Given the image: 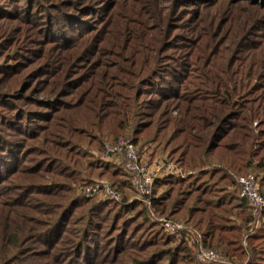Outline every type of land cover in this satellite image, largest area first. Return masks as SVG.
<instances>
[{"label": "rangeland", "instance_id": "374dc122", "mask_svg": "<svg viewBox=\"0 0 264 264\" xmlns=\"http://www.w3.org/2000/svg\"><path fill=\"white\" fill-rule=\"evenodd\" d=\"M60 1L61 4H67L64 8L69 11H75L73 7H81L87 3L91 5L89 16L93 17V19L91 18L92 20L88 22V27H85L86 33L93 30L95 24L103 16L107 18L97 26L100 34L93 41V46L97 48L92 54L94 57L84 61L81 67L72 66L73 72L70 74L71 77L87 75L83 83L78 89H76L77 86H75L74 82L65 84V92L62 96L63 98L65 97L62 100L64 107L57 113L58 109L49 108L48 105L45 106L43 110L44 116L35 119L32 124H28L27 128L24 129L23 136H21L22 139L26 137L30 138L31 136L40 138L27 144L31 147L29 150L28 148L23 149V144L21 145L19 142L23 150L20 153L18 150L13 151V158L4 162L1 168L4 175L0 179V264H56V262H63L60 261V256L57 258V261H51L50 259H32V254H29L31 250L42 254L51 252V250H44V247L51 243H57L63 232V229H55L45 235L44 239L38 238L37 241L32 242L34 233L37 230L44 229L49 224L54 217V213L57 211L56 209L60 206L58 204L49 207L39 202L41 197L44 196L43 194L56 191V188L53 186L54 184H61L58 186V191L64 194L65 199L66 197H69L68 199L71 197L72 199H82L81 197L84 196L94 202H102L109 207L105 218L90 233V239H85L84 247L80 249L79 255L77 257L71 256L66 261L76 259L77 261L73 264H119V261H125L122 259L124 257H121L122 251H142L146 247L158 245L157 254L159 256L157 261H161L160 264H162L164 258L160 255V252L182 242L187 245L196 262L207 264H230L231 262V264H238L242 261V258L240 260L238 258L231 260L230 257L228 258L223 253L205 248L201 233L189 225L185 221V218L179 216L176 217V220L168 217V214L157 215L151 208V195L144 197L132 183V177L125 169L122 155L118 152L107 154L106 149L102 150V146L92 135H95V128L97 127L99 129L102 128V133L104 132V134L110 133L112 129L110 118L114 114L119 113L120 105L126 104L129 96H133L137 83L144 76L148 66L153 63L152 57L155 52H158V57L162 63L167 62L172 56L178 54V52H174L172 42L169 41L172 33L179 35V39L176 41L179 42L183 39V36L199 32V38L191 44L192 48L188 47L181 52L182 54L186 53L183 56L185 59H178L177 66L175 67H180V70L172 71V74L177 75L179 79L181 77L179 85H183L186 82L188 85L187 90L184 89L186 92L190 91L192 92L191 94H195L197 90L204 89L208 94L207 98H203L204 104L220 103L223 105L224 110H229L232 107L234 110L230 109L233 112L231 113L232 115H237L245 109H251L256 112V115L261 116L263 114L264 116V40H255L256 37L264 36V0H248L249 3L261 5L257 9L244 4L241 6L231 4L237 0H194L197 2L191 4L179 3L181 14L173 21L171 30L168 27L167 19L164 17L170 5V1L168 0H39L36 7L52 3L51 7L54 9ZM0 6L5 7L2 3H0ZM85 10H88V7ZM221 13L222 15L219 17ZM246 17H249V19H246ZM244 18L245 21H243ZM256 18H260V20L256 22V25L248 34L249 36H255L249 40H240V44H235L237 40L246 37L245 28H248L251 25V21L253 22ZM218 19H221L219 24ZM164 21V28L166 30L163 31L161 36L160 27ZM25 23L24 21H21V23L16 22L14 24L17 27L16 35L10 39L6 38L8 46L19 47V50L22 51V54L16 58H19L23 63L27 61L31 63L33 61L32 67H37L41 64L42 56L37 57V55L39 51L43 50L45 44H49L48 46L51 48L50 56L54 60L57 59L58 55L55 53L58 50L63 54L68 47L65 41H60L59 43L61 44L53 46L54 43H58L57 40L48 41L47 39L51 38L44 36V30L42 29L38 32V30L33 28V25L26 30ZM124 25L129 27V38L125 42L122 41L119 33V29ZM40 27L43 28L42 26ZM21 31L27 36L29 33H32L29 36L32 37L31 40L26 43L29 37L20 38ZM158 37H161V41L157 40ZM238 37L239 39H237ZM2 38L0 36V40ZM134 41L138 43L137 49L132 46ZM186 42L189 41L187 40ZM142 44L144 48H142ZM26 47L34 49L36 53L34 55L29 54L28 50H24ZM139 48L140 50H138ZM69 59L71 61V58ZM154 59L156 61V58ZM6 61L8 60L4 62L0 59V73L12 70L10 69V64L6 65L10 62ZM185 61L188 64H185ZM66 65L61 64L58 73L61 70L63 73H66L65 71L68 69ZM175 68L172 67V69ZM117 73V81H120L122 85L117 84L114 78L111 77ZM62 81L60 87H63L65 80ZM105 83L106 86H104ZM10 84L11 82L2 83L0 85L1 89L8 90ZM119 86H122V88ZM224 86L227 87V92L233 93L232 100L233 102L235 101L234 104H231L229 100L224 99L222 94H220L225 93ZM35 87L39 88L37 90L39 92L41 86L37 85ZM60 87L56 86L55 89L59 90ZM196 87L200 89H195ZM44 89L47 88L42 85V96L39 94V100H51L49 104H52L54 97L48 96L50 91H48L49 93H45L43 92ZM139 92L140 90L137 92V100L140 102L143 98L142 106L146 108L147 105H145L146 101L144 99H147L151 92L145 98ZM215 95L222 98L218 100V97H214ZM79 97L80 99H78ZM196 97L198 96L192 98ZM101 103L102 106L99 108L100 114L97 117L101 118L102 123H97L93 120V115L97 113L96 107ZM190 104L191 100L182 101L179 104L170 106L162 104L156 109L151 119L156 120V124L165 123V127L177 129L179 135L182 131L191 133L195 129L196 124L192 118L193 108ZM15 105L18 108L22 106L20 102ZM24 105H27L25 106L26 111L37 109L30 105V102H24ZM73 105H78L77 110L72 109ZM217 105L219 106V104ZM4 106L0 105V134L3 131H7L8 115L12 111V109L6 110ZM73 117H77V119ZM229 123L232 122L229 121ZM160 124L159 126H155L154 130L157 129L165 134L166 130L161 129ZM261 125L262 122L259 120L252 124L254 134L259 131ZM66 130H69L71 133L73 132L71 137H63L66 136L63 134ZM60 132L62 134H58ZM122 132H119L120 138L121 135H125L126 139H130L125 130ZM51 135H55V138H51ZM61 135L62 140L59 141V137L57 136L61 138ZM124 137H122V140H126ZM36 143H40V145L35 146ZM42 149L47 150L51 157H44V155H41V152H39L40 158L36 157L37 151H42ZM137 151L141 160L140 166L144 167L145 171L151 173L155 180L168 177L185 179L184 177L188 175L187 172L181 171L166 154H161L152 144H146L144 149H137ZM69 155H73L75 158L79 157L84 164V160H86L99 170L103 168L104 171H108L107 173L119 176V179H122V181H126L125 178L128 179V177H124V174L128 175L132 190L119 191L112 188L111 180L107 177L98 176V174L84 173L82 176L84 177L83 182L87 181L88 183H81L77 179L76 174L70 175L65 172V169L69 168L67 166L71 165ZM34 161L36 163H33ZM56 161L60 162L56 163ZM34 167H37L39 172L32 171ZM15 169L16 171L12 172ZM56 170H59L61 175L57 176ZM12 175L14 176L13 178H11ZM233 175L237 181L242 178L252 177L259 191L253 174L241 177L232 173ZM9 178H11L9 180L10 184H7ZM94 182L110 185L119 196L113 198L104 194H88L84 185H92ZM35 187H42L41 189L47 191L42 192ZM240 193L241 188L239 187V197H241ZM54 194L51 196L55 197L53 196ZM23 196L27 197L24 206L3 203L6 198L14 201ZM134 202H142L146 206L145 210H147L149 218L147 219L149 226L140 237L135 229V224L133 225V222L127 219H122V221L125 220L123 222L125 226L124 230H121V227L115 232L114 228L120 216L126 215V212L122 211L121 203H124L123 205H133L135 204ZM247 205L245 210L250 215L251 221L249 220L250 222H247V225L245 224L241 230L240 246L242 248L245 247L248 241V235L255 233L264 222L261 212L255 214L250 203ZM114 212L119 214L114 218L110 226ZM132 217L137 218L138 216L132 214ZM163 219L185 225L187 232L181 233L180 231L167 230L162 225ZM238 223L240 221L236 220V224ZM151 229L153 230L150 231ZM154 232L155 235H152ZM15 235L22 239L21 251L19 253L17 250L20 246H17L16 250H13L15 245L11 239L14 240ZM162 238H171L173 244L162 247L161 245H165V243L160 244ZM145 242H148L147 246L142 247ZM43 251L45 252L43 253ZM206 251L214 252L215 257L210 260L205 259L203 253ZM256 252L255 256L262 258H260L261 261L253 262L255 264H264V249L259 248ZM13 253H15V258H23L12 259ZM90 257H93L92 261H87L86 258ZM193 264L196 263L194 262Z\"/></svg>", "mask_w": 264, "mask_h": 264}, {"label": "trees", "instance_id": "16d2710c", "mask_svg": "<svg viewBox=\"0 0 264 264\" xmlns=\"http://www.w3.org/2000/svg\"><path fill=\"white\" fill-rule=\"evenodd\" d=\"M168 1H170L168 15L166 14L164 17L167 19L168 27L171 30L173 21L181 14L179 3L191 4L197 1ZM38 2L39 0H0V3L5 5L4 8L0 6V36L3 37L0 40V53L2 52L0 59L4 62L8 60L6 62L10 63L6 65L10 64V69H12L10 72L0 73V85L4 82H11L8 90H3L0 86V105H5L6 110L12 109L8 115L9 119L6 124L7 131H3L0 134V179L4 175L1 168L4 162L13 158L12 152L18 150L20 153L24 148H28L29 150L31 147L27 144L40 138L31 136L30 138L26 137L22 139L21 136H23L24 129L27 128L26 126L32 124L35 119L44 116L43 110L45 106L48 105L49 108L53 107L54 109H58L57 113L64 107L62 100L65 97L63 98L62 96L65 92L66 83L74 82L75 86H77L76 89L83 83L87 75L71 77L70 74L73 72L72 66L81 67L84 61L94 57L92 54L97 48L93 46V41L100 34L97 26L107 18L103 16L95 24L93 30L86 33L87 30L84 29L88 27V22L93 19V17L89 16V9L91 7L89 3L81 7H73L75 11H69L64 8L67 4H61V1L56 4L54 9L51 7L52 3L46 6L36 7ZM231 4L235 6L244 4L253 9L261 7L258 3H249L248 0H237ZM86 7H88V10H85ZM221 15L222 13L219 14V17ZM260 18H256L253 22L250 20L251 25L245 28V30L243 29L246 32V37L241 39L238 37L237 39L239 40L235 44H240V40H249L255 36H249L248 34ZM246 19H249V17H246ZM21 21L26 22V30L32 27V25L38 32L43 29L44 36L51 38L47 39L48 41L57 40L58 43H54L53 46H58L61 44L59 43L60 41H65L68 47L63 54L58 50L55 53L58 55L56 57L57 59L54 60L50 56L51 48L48 46L49 44H45L43 50L41 52L39 51L37 55V57L42 56L41 64L37 67H32L33 61L31 63L30 61L23 63L19 58H16L22 54L19 47L14 48L12 45H9V47L6 43V38L10 39L16 35L17 27L14 24L16 22L21 23ZM165 21L160 27L161 36L163 31L166 30L164 28ZM220 21L221 19H218V24ZM243 21H245V18ZM128 28L127 25H124L119 29L123 42L129 38ZM30 34L32 33H29L27 36L21 31L20 38L24 39L29 37ZM178 36L172 33L171 39L169 40L172 42L174 52H178V54L172 56L167 62L162 63L158 57V52H155L152 57L153 63L148 66L144 76L137 83L133 96H129L126 104L120 105L119 113L114 114L110 118V125L112 127L110 133L104 134V132L102 133V128L99 129L97 127L95 128V135H92V137L102 146L101 149L105 150L107 145L111 146L121 141L125 135H121L120 138L119 132L125 130V133L130 136V139H126L125 137L124 139L133 144L135 148L141 150L144 149L146 144H152L161 154H166L181 171L187 172L188 175L184 177L185 179L168 177L155 180L150 196L151 208L157 215L168 214V217L176 220V217L179 216L185 218V221L189 225L201 233L205 248L223 253L228 258L230 257L231 260H235V258L240 260L242 258V261L239 262L240 264H255L253 261H261L260 258H262L255 256L257 254L256 251L259 248L264 249V222L255 233L248 235V241L245 247L242 248L240 246L241 230L247 222L249 223L251 221V217L245 210L249 202L239 197V185L234 175L232 176V173L239 177L253 174L258 184L259 192L264 196V116L263 114L261 116L256 115V112L251 109H245L237 115H232L231 113L233 112L230 110L232 107L229 110H224L223 105L220 103L204 104L203 98H207L208 96L204 89L197 90L195 94H191L192 92L190 91L186 92L184 89L187 90L188 85L186 82L183 85H179L178 83L181 82V77L179 79L177 75L172 74V71L180 70V67H175L177 66L178 59H185L183 56L186 53L182 54L181 52L188 47L192 48L191 44L199 38V32L189 33L183 36V39L179 42H176L179 39ZM31 38L29 37L26 43ZM157 40L161 41V37H158ZM187 40L189 42H186ZM255 40H264V36L256 37ZM143 44L141 45L142 48H144ZM132 46L137 49L138 43L134 41ZM24 50H28L29 54L32 55L36 53L34 49H29V47H26ZM72 57L74 58L72 59ZM69 58H71V61ZM154 58H156V61ZM61 64H67L66 67L68 69L65 71L66 73H63L62 70L58 73ZM185 64H188V62L185 61ZM172 67L175 69H172ZM117 75L118 73L111 77L114 78L117 84L122 85L120 81H117ZM62 80L65 81L63 87H60V84L63 82ZM37 85L41 86L39 92L37 91L39 88L35 87ZM42 85L47 88L43 92L49 93L48 91H50L48 96L54 97L52 104H49L51 100H39V94L42 96ZM56 86H59L60 89L56 90ZM104 86H106V83ZM119 87L122 88V86ZM198 88L196 87L195 89ZM224 88L226 90L225 93L220 94H222L224 99L234 104L235 101L233 102L232 100L233 93L227 92L226 86ZM138 90H140L139 94L144 95V98L151 92L149 97L144 99L146 101L145 105H147L146 108L142 106L143 98L140 102L137 100ZM195 96L198 97L192 98ZM157 97L158 99H156ZM214 97L218 96L215 95ZM222 97L219 96L218 100ZM189 100H191L190 106L193 108L192 118L196 124L195 129L191 133L182 131L179 135L177 129H169V127H165V123L156 124V120L151 119L160 105L170 106ZM18 102L22 104L20 108L15 105ZM24 102H30V105L37 109L26 111L25 106L27 105H24ZM101 106L102 103L97 105V113L93 115V120L97 123H102L101 118L97 117L100 114L99 108ZM77 108L78 105H73L72 107L75 110ZM73 118L77 119V117ZM257 120L261 121L262 125L259 131L254 134L252 124ZM229 121L232 123H229ZM159 124L161 129L166 130L165 134L157 129L154 130L155 126H159ZM72 133L66 130L63 133L66 136L63 137H71ZM58 134L62 133L60 132ZM51 136V138H55V135ZM57 137H59V141L62 140V135L61 138L60 136ZM19 142L21 145L23 144V149L20 147ZM104 142L106 143L103 145ZM38 145L40 143L35 144V146ZM37 152L36 157L40 158L39 152L44 157H51L45 149ZM69 158L71 165L67 166L69 168L65 169V172L70 175L76 174L77 179L81 183L84 181V177H82L84 173H90L92 175L98 174V176L107 177L111 180L112 188L119 191L132 190L128 175L126 176L124 174V177H128V179L125 178L126 181H122V179H119V176L109 174L103 168L99 170L86 160H84V164L79 157L75 158L73 155H69ZM59 162L56 161V163ZM33 163H36V161ZM16 169L12 172L16 171ZM32 171L39 172V169L34 167ZM55 173L57 176L60 174L59 170H56ZM101 173L104 174L99 175ZM13 177L12 175L11 178ZM11 178L7 180V184H10L9 180ZM83 183L87 184L88 182ZM59 185L61 184H54L53 186L56 188V191L43 194L45 198L41 197L39 200L40 203H44L49 207L60 204V208L58 207L56 209L57 211L54 213V217L44 229L37 230L34 233L32 242L37 241L38 238L44 239L45 235L55 229H63L60 239L57 243H51L44 247V250H51V252L43 251L45 254H42L31 250L29 254H32V259H50L51 261H57V258L60 256V261L63 262H56V264H73L77 260L72 259V261H66L67 258L71 256L77 257L79 255L80 249L84 247L85 239H90V233L105 218L109 207L102 202H94L84 196L81 197L82 199H72V197L70 199L66 197L65 199L64 194L58 191ZM89 185L91 184L84 185V187H88ZM35 188L42 192L47 191L41 189L42 187ZM52 194L55 197H52ZM26 200L27 197L25 196L14 201L6 198L3 203L24 206ZM134 203L133 205H123L124 203H121L122 211L126 212V215L120 216L114 225L115 232L121 227V230L125 229L123 225L125 220L122 221L123 218L132 221L133 225L135 224V229L139 237L148 228L149 223L147 219L149 218L147 210H145L146 206L142 202L143 205L139 202ZM118 214L117 212L113 213L110 226ZM132 214L138 217H132ZM261 214L264 217V209L261 211ZM236 220H239L240 223L236 224ZM152 235H155V232ZM171 238H162L160 244L165 243V245L161 246L166 247L172 245L173 240ZM11 241L15 245L13 250H16L17 246H20L17 250L19 253L21 251L22 239L15 235L14 240L11 239ZM147 244L148 242H145L142 247L147 246ZM157 250L158 245H153L146 247L145 250L142 249V251H122L121 257L123 256L124 258L122 259L125 261L121 260L119 264H160L161 261H157L159 256ZM15 253H13L12 259L17 260L23 258H15ZM160 255L164 258L162 264H193L194 262L196 264H207L196 262L188 250L187 245L182 242L174 247L163 250L160 252ZM92 259L93 257L86 258L87 261H92Z\"/></svg>", "mask_w": 264, "mask_h": 264}, {"label": "built area", "instance_id": "2783aa9c", "mask_svg": "<svg viewBox=\"0 0 264 264\" xmlns=\"http://www.w3.org/2000/svg\"><path fill=\"white\" fill-rule=\"evenodd\" d=\"M113 152H118L122 155L125 169L131 175L132 183L138 192L144 197H149L155 178L151 173L145 171L144 167L140 166L141 160L139 159L137 149L128 140H121L114 145H108L106 147L107 154H113ZM237 183L241 188L240 196L250 203L254 213L261 212V210L264 209V197L259 194L254 179L252 177H246L238 180ZM85 190L88 194L92 195L104 194L113 198L119 196V194L113 191L110 185L102 182H94L92 185L86 187ZM162 225L167 230H172L174 232H187V227L185 225L174 223L171 220L163 219ZM203 257L210 260L215 257V254L212 251H206L203 253Z\"/></svg>", "mask_w": 264, "mask_h": 264}]
</instances>
